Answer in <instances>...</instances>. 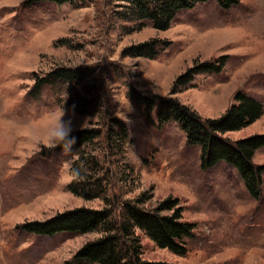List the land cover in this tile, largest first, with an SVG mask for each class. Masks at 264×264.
Returning a JSON list of instances; mask_svg holds the SVG:
<instances>
[{
    "label": "rangeland",
    "instance_id": "rangeland-1",
    "mask_svg": "<svg viewBox=\"0 0 264 264\" xmlns=\"http://www.w3.org/2000/svg\"><path fill=\"white\" fill-rule=\"evenodd\" d=\"M27 1L0 0V264H64L103 236L101 230L45 237L18 229L76 208L106 206L101 198L85 200L67 190L72 179L66 172L80 151L99 161L113 220L126 202L141 199L148 210L171 198L182 207V221L194 224L183 256L135 229L142 260L264 264V172L255 200L234 168L220 162L203 170L200 148L187 144L177 123L159 126L155 109L148 122L145 107L128 97L130 89L166 97L175 78L195 63L226 56L220 73L197 74L172 97L203 120L221 116L237 92L264 109V0H237L229 10L200 2L179 12L167 31L117 20L120 8L110 0ZM151 40L161 41L154 59L122 56L123 49ZM57 68H87L90 75L33 92L36 81ZM61 113L73 131L103 133L109 117L119 119L127 128L123 150L108 155L104 135L79 150L44 147ZM253 135H264V114L223 137ZM252 163L264 166V147Z\"/></svg>",
    "mask_w": 264,
    "mask_h": 264
},
{
    "label": "trees",
    "instance_id": "trees-1",
    "mask_svg": "<svg viewBox=\"0 0 264 264\" xmlns=\"http://www.w3.org/2000/svg\"><path fill=\"white\" fill-rule=\"evenodd\" d=\"M72 0H28L26 6L38 2L64 4ZM215 1L223 10L237 6V0H110L120 8L114 11L117 20L137 24V29L148 22L157 31H167L176 15L192 9L196 4ZM159 40H151L123 49L122 56L154 59L159 53ZM227 57H220L215 62L195 63L177 76L172 83L168 96H146L135 89H130L128 97L145 107V118L153 122L151 112L155 109V120L159 126L175 122L186 136L187 144L200 148L201 168L208 170L220 162L234 168L242 179L245 189L255 200L261 197L260 185L264 166L252 163L255 151L264 147V135H253L236 141L223 137L236 132L259 120L263 114V105L253 97L242 92L234 95L233 103L215 119H201L178 100L175 94L188 86L194 76L200 73L221 72ZM90 75L87 68H57L35 83L33 92H39L43 86L77 83ZM104 135L105 148L114 157L123 150L127 138V128L119 119L108 118L105 132L96 128H85L72 132L75 143L70 151L79 150ZM55 151L66 150L63 144ZM80 169V178L72 179L67 190L85 200L101 198L106 206L101 210L76 208L57 213L45 221H31L18 226L19 230L35 236L53 237L60 233L86 234L103 231V236L96 241L83 245L64 264H170L165 262H148L140 258V243L134 230L142 231L160 249L173 254H186L185 239L193 237L194 224L182 221V207L177 199L167 198L153 209L141 207L143 200L126 202L116 220L106 194V179L99 175L101 167L93 155L80 151L73 168ZM141 198V196H140ZM108 206V207H107ZM111 207V206H110ZM165 213H169L165 215Z\"/></svg>",
    "mask_w": 264,
    "mask_h": 264
},
{
    "label": "clouds",
    "instance_id": "clouds-1",
    "mask_svg": "<svg viewBox=\"0 0 264 264\" xmlns=\"http://www.w3.org/2000/svg\"><path fill=\"white\" fill-rule=\"evenodd\" d=\"M63 115L64 114L61 113V116L57 118L56 124L50 129V134L43 141L44 147L50 150L63 144L66 150L70 151L72 144L75 143V137L72 136L73 128L71 119H64ZM62 168H67V162L62 165ZM66 175H68L70 179H78L80 178V169L78 167L73 168L66 172Z\"/></svg>",
    "mask_w": 264,
    "mask_h": 264
}]
</instances>
